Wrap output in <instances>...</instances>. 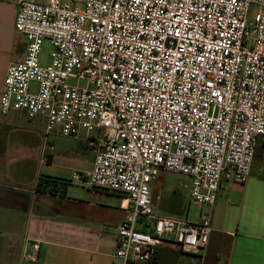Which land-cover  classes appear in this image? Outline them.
Here are the masks:
<instances>
[{
  "label": "built area",
  "instance_id": "built-area-1",
  "mask_svg": "<svg viewBox=\"0 0 264 264\" xmlns=\"http://www.w3.org/2000/svg\"><path fill=\"white\" fill-rule=\"evenodd\" d=\"M12 1L27 48L8 65L1 113L41 117L47 133H96L92 169L72 177L125 202L118 264H149L166 243L204 256L210 217L157 214L152 183L160 170L188 176L201 208L222 181L250 178L264 137V0ZM39 251L36 240L24 257Z\"/></svg>",
  "mask_w": 264,
  "mask_h": 264
},
{
  "label": "crops",
  "instance_id": "crops-1",
  "mask_svg": "<svg viewBox=\"0 0 264 264\" xmlns=\"http://www.w3.org/2000/svg\"><path fill=\"white\" fill-rule=\"evenodd\" d=\"M17 9L12 0H0V99L8 65L22 60L27 48L26 36L15 27ZM15 112L25 114L11 113ZM46 134L35 129L16 131L14 117L0 119V172L32 173L23 187L0 188V207L10 209L0 211V264H118L114 257L117 226L128 214L125 202L119 194L113 193L117 199H110L86 181L73 179L74 171L92 169L95 156H83L80 143L78 150L53 152ZM67 137L85 142L87 147L91 135ZM44 167L59 168L65 177L46 171L44 176L54 181L38 190ZM254 174L252 165L250 178L241 187L222 181L210 218L211 232L221 238L208 243L204 256L166 243L158 248L156 264H264V167L257 173L262 177ZM73 181L88 190L73 195ZM36 240L40 241L39 259L30 261L24 253ZM180 252L187 258L180 260ZM166 254L178 255L166 263L162 260Z\"/></svg>",
  "mask_w": 264,
  "mask_h": 264
},
{
  "label": "rangeland",
  "instance_id": "rangeland-1",
  "mask_svg": "<svg viewBox=\"0 0 264 264\" xmlns=\"http://www.w3.org/2000/svg\"><path fill=\"white\" fill-rule=\"evenodd\" d=\"M39 1H46V0H39ZM83 0H79V4L82 5ZM253 10V9H252ZM54 50L53 46L50 44L49 40H45L43 47H42V62L48 63L49 62V54ZM70 83L72 84H80L85 86L87 84V81L84 79H77V78H70ZM34 87V85H33ZM22 118H18V117ZM14 117V124L16 131H23V130H34L39 132L40 134L44 135L46 134V122L45 119L41 117H35V118H29L25 114L22 113H9L4 114L0 111V119L1 118H13ZM80 135H96L95 132H90L86 129H81L79 132ZM48 139L50 140L51 144H53V152L55 149L59 150L60 148H73L78 150L79 143L81 144V147L79 148L81 151V154L85 157L91 158L95 156L94 150H91L88 145L86 147L85 142H78V140H75L73 138H69L65 135H62L56 130L51 131L49 134H46ZM92 140V139H91ZM56 150V151H57ZM256 155L253 161V170L256 172L254 174L256 177L259 175L257 174L259 172V169L261 167H264V137L260 136L257 148H256ZM50 172L52 175H58L65 177V175H61L59 168L52 167V168H46L42 170L43 174L41 176H44L45 172ZM49 175V174H48ZM57 176V177H58ZM259 177H262L260 175ZM32 173H21L17 171H11L8 173L0 172V188H8L13 189L15 187L20 188L23 187V184L31 181ZM68 178V177H66ZM188 184V178L186 175L169 171V170H160L157 179L155 182L152 183V193L154 197L155 202V212L160 215H168V216H176L181 218H188L190 221H196L199 219V215H207L211 218L213 215V205H204L203 207H199L198 205H195L190 201V194H189V187ZM228 184L235 185L234 187H241L240 183L237 182H227ZM72 188L75 190V194H78L81 190L86 191L87 188H83L81 185L75 184L73 181ZM88 190V189H87ZM104 193L110 195V199H117V195L106 192ZM122 199V198H121ZM120 202V200H119ZM222 201H217L218 204H220ZM0 211L3 213H6L10 211V209H6L5 207L1 206ZM145 220L149 223H153V219L151 218H145ZM221 238L220 234L217 233H210L209 236V242H212V239H219ZM227 240V239H226ZM223 242L225 240L223 239ZM178 252V250H176ZM178 255V254H177ZM176 254L173 255H164L162 256V260L164 262L170 263L173 260L176 259ZM180 260H184L187 258V256L182 255L181 252L179 253ZM183 262V261H182Z\"/></svg>",
  "mask_w": 264,
  "mask_h": 264
},
{
  "label": "trees",
  "instance_id": "trees-1",
  "mask_svg": "<svg viewBox=\"0 0 264 264\" xmlns=\"http://www.w3.org/2000/svg\"><path fill=\"white\" fill-rule=\"evenodd\" d=\"M257 153V152H256ZM255 153V155H256ZM54 181V180H53ZM52 179H50L49 177L47 176H42L40 177V179L38 180V184H37V189L38 190H41L43 189V187H45V183H49V182H53ZM67 185V183H64ZM108 192V191H107ZM184 252V251H182ZM186 253V252H185ZM156 258V257H155ZM153 259L149 264H156L157 260L156 259Z\"/></svg>",
  "mask_w": 264,
  "mask_h": 264
}]
</instances>
